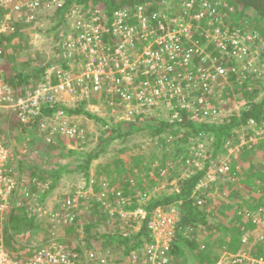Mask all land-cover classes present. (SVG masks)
Instances as JSON below:
<instances>
[{
	"label": "rangeland",
	"instance_id": "rangeland-1",
	"mask_svg": "<svg viewBox=\"0 0 264 264\" xmlns=\"http://www.w3.org/2000/svg\"><path fill=\"white\" fill-rule=\"evenodd\" d=\"M206 2L199 9L179 2L168 5L161 15V10H157L156 17L148 21L139 20L133 12V20L128 18L126 24L134 28L133 37L124 36L111 51L101 49L97 38L88 41L79 36L68 45L64 35L66 26L55 27L57 17L42 4L34 10L13 9L18 12H14L12 20L24 31L10 45L8 67L21 72L29 65L44 66L56 54L67 53L69 60L56 62L62 73L66 67L73 73L70 85L59 88L60 103L75 100L76 105L69 107L77 106L115 120L134 119L139 113H145V118L173 119L178 117L175 109L179 105L187 107L192 116L199 119L220 121L225 114L241 110L249 96L248 99H258L262 95L256 90L264 85V66L259 62L256 36L247 30L231 29L221 9L215 7L219 2L215 5L212 0ZM95 3L94 8H99L100 1ZM93 6L79 5L89 13L83 20H77L89 23ZM197 14L205 17L200 19ZM207 14H212V20ZM27 16H35L33 21L38 19V22L25 24ZM167 18L173 20L166 21ZM73 20L71 17V24ZM163 23L172 31L182 28L183 24L191 28L188 35L192 33V39L180 42V52L176 54L179 59L172 63L170 54L177 49V42L165 39L166 42L158 46L159 37L156 40L147 37V33ZM216 28L227 30L215 34ZM194 31L204 36L194 39ZM233 31L238 33L229 34ZM189 47L196 48V54L188 57L187 65H181ZM116 49L120 50L118 54L113 52ZM100 62L106 63L112 74L96 76L103 84L95 93L92 70ZM175 63L177 69L168 70L169 65L175 66ZM230 71L237 74L234 81L229 78ZM62 75L52 73L51 82L59 84ZM235 82L236 89L241 90L228 93L235 90L228 89L235 86ZM242 85L247 90L240 88ZM80 96L82 98L78 99ZM14 115V110L0 115L5 138L1 140L4 163L0 173V264H127L130 256L124 245H99L106 239H97L95 233L110 230L130 235L139 232L142 226L140 215H133L127 221L122 219L119 215L122 198L113 192L120 189L127 193V198L133 197L127 204L143 202L157 191L178 190L182 178L206 168L193 196L199 205L205 206L208 223L188 226L183 233L190 241H196L203 252L182 242L185 251L181 255L171 252L167 257L170 256L174 264H264V214L258 213L259 210L247 213L249 217L241 214L258 204L260 207L264 199V145H261L264 132L260 128L238 129L236 140H227L214 159H210L212 140L206 135L187 133L180 128L174 135V138L181 137L180 140L172 137L165 144L150 137L147 130L137 131L127 139L113 141L106 152L92 161L87 176L86 169L69 170V167L95 148L101 138L99 135L107 132L104 131L106 126L87 114L59 109L46 113L51 123L21 130L13 124ZM53 142L60 144L50 146ZM243 145L251 149L243 153ZM71 149L75 153H69ZM62 152L66 156L60 158ZM120 157L131 158L125 170L121 169L122 162L114 161ZM57 163L70 165L54 181L44 171ZM106 164H111L110 168L107 169ZM131 167L134 171L139 168L141 173L128 179ZM146 173L151 176L146 177ZM141 176L145 177L144 181ZM11 205L19 216L4 221L5 208ZM172 206L175 207L166 205V208ZM21 222L28 225L19 227ZM90 225L97 238L87 242L84 236ZM150 233L155 240L153 231ZM142 237L145 245L150 243L146 235ZM140 255L139 264H158L165 259L161 250Z\"/></svg>",
	"mask_w": 264,
	"mask_h": 264
},
{
	"label": "trees",
	"instance_id": "trees-1",
	"mask_svg": "<svg viewBox=\"0 0 264 264\" xmlns=\"http://www.w3.org/2000/svg\"><path fill=\"white\" fill-rule=\"evenodd\" d=\"M100 1V9L105 11L107 16L109 17L110 22L113 21L115 17V12L119 10L120 8H125L128 10L131 21L133 18L131 17L133 12L136 11V9L139 6H144L146 13L150 14L157 10H162L163 8L169 6H173L177 4L178 2L180 4L182 3H189L192 2L193 7H197L199 9L200 6L203 5V3H207V0H66L63 5L58 6L56 10L53 11L54 17H57V22L55 27H59L62 25H65L64 29H68L70 27V16L69 11L71 10L74 5H87L88 7H92L95 2ZM169 2V3H167ZM213 5L216 4V2H219L218 6H215L216 8H220L222 11V14H224V20L226 23H230L231 29H240V30H247L250 34L256 36V39L254 42L260 47L258 55L261 57L259 59V62L264 66V0H212ZM91 6H90V5ZM96 4V3H95ZM192 7V8H193ZM194 7V8H195ZM94 8V6H93ZM184 13V12H181ZM128 19V18H127ZM65 21L66 24H65ZM197 19H195L194 23L196 24ZM69 23V24H68ZM27 24V23H25ZM109 25V23H108ZM54 27V28H55ZM110 27V25H109ZM111 28V27H110ZM65 30L66 32L68 30ZM24 30L20 29L19 26L16 27V30L13 32H10L8 34L1 35L0 43L3 47V54L5 57V73L4 78L6 82L14 88L15 93L18 94H25L26 90L35 88L40 82L44 81L47 76V71L52 65H57L56 62L61 61H67L69 59L64 58L62 54H56L54 59L52 58L50 62L45 64L44 66H28L27 69L21 72H16L14 70H11L8 65L11 62V58L8 57L9 48L10 45L15 42V39L19 35V33L23 32ZM35 31V30H34ZM40 31V30H39ZM41 31H43L41 29ZM45 32V31H44ZM236 32V31H233ZM67 34L65 35V38H67ZM112 30L108 33H106L105 37L111 36ZM194 39L201 38L204 35L200 34L199 32L194 31ZM112 38H115L114 36ZM115 38L114 40H116ZM59 48V47H58ZM58 52V51H57ZM200 58V57H199ZM56 59V60H55ZM65 69H69L66 67ZM230 70V69H227ZM237 77L236 73H233L230 71L229 78L234 81V79ZM234 83V82H233ZM237 82H235V86H228V89H235L231 92V90H228V93H236L237 91H240L241 89H236ZM240 88H246L245 85L240 86ZM247 90V88H246ZM262 92V95L258 99H248L245 101L244 105L242 106L241 110L239 111H232L229 112V114H225L220 121H214V120H202L199 119L196 116H192L189 109L185 106H176V112L178 114V117H174L173 119H159L153 116H146L145 113H139L134 119H126V118H108L101 116L99 114H94L90 110H83L82 108L75 106V107H68L66 105H60V109H67L70 113L75 114H87V116H90L91 118H94L95 120H98L102 126H106L104 131L106 132L104 135H99L101 138L99 139L98 144L95 146V148L91 149L90 152H87V154L84 156L83 160L78 162L76 165L73 163V167L71 169H86L87 176L89 175V167L92 161L100 157V154H103L107 151L108 146L115 140L119 139H127L131 135H134L137 131L144 132V130H147L150 137H154L155 139L158 138L159 140L165 141V144L168 143V140H171L173 137V140H180L181 137L174 138V135L178 134V129L183 128L185 129L187 133H193V134H202L206 135V137L210 138L212 140V149L213 152L210 156V159H214L218 152H220L221 147L224 145V143L232 140H236L237 138V130L240 129L241 126L246 125L249 121L253 120L256 122L254 125L255 129L264 127V85L261 86L259 89L256 90V93ZM83 104H86V100H83ZM49 104L43 105L44 111L46 113L52 112V107L48 106ZM74 106V105H73ZM13 124L18 126L21 130L29 127H33L34 125L39 126L41 117L37 116L35 119L33 118H27L25 120H21L16 116H13L12 118ZM178 127V128H177ZM170 128V130H167ZM177 128V129H175ZM5 140V139H4ZM50 146H59L60 143H51ZM264 145L261 143V145ZM250 147H247V145H243L242 151L248 152ZM69 153H75L73 149L69 151ZM86 153V152H85ZM83 153V154H85ZM66 156L64 152L59 154V157ZM131 159L130 157L127 159H123L122 157L116 158L114 161L116 162H122L123 164L121 166V169L126 168L128 166V160ZM135 159V157H134ZM19 160V159H18ZM137 162L139 159H135ZM125 162V163H123ZM140 162V161H139ZM130 164V163H129ZM68 164L63 163H57V165L54 168L46 169L44 172L50 176L53 177L54 181H57L62 172L65 171L66 167L69 166ZM111 164H106V168H110ZM119 168V164L116 165ZM134 167V166H133ZM133 167L129 169L128 172V179L132 176H138L141 172L139 168H137L136 171L133 170ZM68 170V171H69ZM206 169L204 170H198L197 172H193L186 176L185 178H182L179 181V189L173 190L171 192L166 191H157L155 194L149 196L148 199L145 201H136L133 202V204H127L130 200H132L133 197L127 198V193H123L120 189L115 190V195L118 191L121 192V195L125 198L126 203L124 204V207L127 209H133L139 205H143V207L147 210V217L143 219L142 226L139 230V232H136L134 234H117L112 233L110 230L106 232L101 231H95L96 234H98V238L96 237L95 233L91 232V228L93 227L90 225L86 229V234L84 236V239L88 242L91 238H97L99 240H103L99 245L103 243H107L110 245L117 244V245H124L126 248V252L128 253L129 259L127 261V264H136L133 261V257H131V254L133 250H142L145 247V244L143 243V237L142 235H146L147 238H149V242H152L151 239V233L150 229L148 227V220L151 216V212L155 210L158 206H166V205H175L180 210V219L176 226V231L174 233L172 244H171V251L172 254L181 255L185 248L182 245V242H187L190 248L195 249L197 251H201V246H196V241L192 240L190 241L183 233L185 228L188 226L195 227L199 225H206L208 223L207 219V210L205 206L199 205L198 201L194 198L193 192L194 189L197 187L199 182L202 181L203 176L206 173ZM130 175V176H129ZM146 177H150L151 175L149 173H146ZM142 177V176H141ZM145 177H142V179ZM123 181H126V178L123 179ZM144 181V179L142 180ZM122 183V181H121ZM126 183V182H125ZM50 186H53L52 182ZM249 187V185H247ZM201 192V191H198ZM197 192V193H198ZM118 195V194H117ZM208 199V197H206ZM259 206V204H258ZM253 207L251 209H248V211H240L242 216L249 217L248 212H252L253 210H259V208L264 207V199H261V205L260 207ZM92 214V213H91ZM108 214V212H107ZM109 215V214H108ZM16 216H19V213L16 212V209L14 205H11L5 210V220H10L11 218L14 220ZM115 216V215H112ZM118 216V215H117ZM242 217L239 216V219ZM92 224V223H91ZM28 225L25 223H20L18 226ZM35 225V224H34ZM9 231V230H8ZM212 251V250H211ZM203 252V251H201ZM209 258V257H208ZM172 261V260H171ZM170 261V262H171ZM207 262H210V260L207 259ZM168 264H174V263H168ZM177 264V263H176Z\"/></svg>",
	"mask_w": 264,
	"mask_h": 264
},
{
	"label": "built area",
	"instance_id": "built-area-1",
	"mask_svg": "<svg viewBox=\"0 0 264 264\" xmlns=\"http://www.w3.org/2000/svg\"><path fill=\"white\" fill-rule=\"evenodd\" d=\"M65 1L66 0H0V11H3V13L0 12V38H1V35L8 34L10 32L15 31L16 26H18V24H15L14 20H12V15L14 16L15 15L14 12H18V11L13 12V9L19 10L23 8H28V9L32 8V10H34V8H36L37 6H41L42 4L43 6L48 8L50 12H53L54 10H56L58 6L63 5ZM184 4H185V7H188V8L193 7L192 2L184 3ZM143 7L139 6L135 11L137 13L136 15H138L139 20L148 21L149 19H152V17L153 18L156 17V14H157L156 11L152 12V14L151 13L148 14L146 13L145 8ZM91 9L92 11L89 15H91L92 19L89 23L82 22L81 20H77L78 18H81L83 20V17L87 16L89 11H85L82 8L78 7L77 5H74V7H72L71 10L69 11L70 19L72 17L74 20L72 24L70 23L69 30L67 31L68 32L67 38L65 39V42L68 43V45L70 41H72V39L79 37V36L81 37V39L86 38L88 41L91 38L93 39L97 38L98 40L101 41L99 45L101 49L111 51V48H114L115 45L122 42V39L124 36L125 37L130 36L131 38L133 37L134 28L130 27L129 25H126L128 22L127 18H130V16H128L129 12L127 9L120 8L119 10H117L115 12V17L113 21L111 22L105 11L101 10L100 8H96V9L91 8ZM160 12H163V10L159 11V14L161 15ZM198 17L201 19L202 17H205V16L202 14V15H198ZM211 17H212V14H207L208 19L212 20ZM34 18L35 16L25 17L26 23L27 24L32 23V22L37 23L38 19L33 21ZM167 20L171 21L173 19L167 18L166 21ZM108 23L111 28L109 27ZM166 25H167L166 23H163L160 25L159 28H157V30L152 29L149 33H147L148 35L147 37L155 38V40L157 37H159V39L156 40L158 43L157 44L158 46H160L162 43H165L166 42L165 39H172L173 41L177 42L176 43L177 49L175 50V52H172L170 54L171 61L169 62L172 63V62H175L176 59L177 60L179 59L177 58L176 54L180 52V42L182 40H187V39L191 40L192 33H191V36L188 35V32L190 33L191 28L189 30L188 29L189 27H187L184 24L182 28L180 26V28L175 31H172L169 28L167 29ZM81 27H82V30H80ZM111 30L113 34H111V36L105 37L106 36L105 34L110 32ZM216 30H215V34H218L219 32L224 33V30H227V29L219 30L216 28ZM237 33L238 32H229V34L234 35V36ZM142 34L143 33H139V35H142ZM113 36L117 39L114 40L115 38H112ZM120 36H122V38ZM109 37H111V40H108ZM140 38L142 39L144 37L141 36ZM247 40H249V38ZM109 41H112L116 44L111 45ZM120 45H123V44L121 43ZM119 48L121 49L123 47L121 46ZM196 50L197 49L194 47H189L186 50V54H185L186 57L181 62V65L182 64L187 65L188 57H190L191 54L192 56L195 55ZM119 51H120L119 49H116L113 52L115 54H118ZM63 57L67 59L71 58L70 55L67 53H64ZM4 61H5V57L3 54V47L0 43V115L5 113L6 111L14 110L15 111L14 116L18 117L21 120H25L27 118L35 119L37 116H40L41 121H40L39 126L41 127L48 123H51V120L48 121V116H46V111H44L43 105L49 104L48 106L52 107L51 108L52 111L59 110L60 105H66L68 107L71 104L76 105L74 103L75 100L70 101V103H66V102L60 103V101H58L59 88L69 86L70 82L73 79L71 77L73 73L69 69H65L66 71L62 73L58 65H52L51 68L48 70L47 76L44 81L40 82L35 88L26 90L25 94L17 95L15 93L14 88L11 87L4 78L3 67H2ZM176 69H177L176 63H175V66L169 65L168 70L173 71ZM110 70L111 68L106 63H101V62L96 68L94 67L92 72L94 71L93 74L95 73L94 79H95L96 84L94 86V89L92 90L93 92L96 93V90L100 88L103 84L100 81H98V77L96 76L101 75V76L107 77L112 74ZM219 70L221 72L223 71L222 68ZM98 71H99V74H98ZM52 73H57L59 75L63 74L62 78L60 79L59 84L58 83L54 84L51 82ZM151 74L153 75V73ZM110 93L111 92L107 91V94H110ZM81 98L82 97L80 96V98L78 99H81ZM57 115H59V113ZM126 119H130V118H126ZM255 124L256 122L251 120L246 125L241 126L240 128L241 130L249 129L250 127H254ZM260 129L264 132V127H261ZM4 139L5 138H4L3 131L0 128V173L2 171L1 166H3V163H4L3 158H2V151H3L2 141ZM255 139H257L256 136H255ZM14 166H17V164H15ZM117 194L116 195L118 197L122 198V204L120 205L121 208L119 209L120 213L119 212L118 213L121 217L123 216L122 218L123 220L127 221L128 218L133 215L134 217L140 215L139 217H141L142 219H145L147 217L148 213H147V210L143 207V205L137 206L136 209L122 208V205L126 203L125 198L122 196H119L121 195L120 191H118ZM8 207L10 206H7V208ZM7 208H5V210ZM179 212L180 210L177 206L175 207L172 206L170 208L169 207L166 208V206H158L155 210L151 212V216L148 220V226L150 228V231H153L155 235V240H152V242L147 243L141 251L137 250V251L132 252L131 257H133L134 263L139 264L138 258L141 257L140 253H143V252L150 253L153 250H161L162 254H164L165 256V259H163V261L161 262H158V264L170 263L171 257L170 256L167 257V255H169L172 252L171 244H172L174 233L176 231L175 224L177 226V223L180 219V216L178 217ZM258 213L264 214L262 207L259 208ZM248 214L250 213L248 212Z\"/></svg>",
	"mask_w": 264,
	"mask_h": 264
}]
</instances>
